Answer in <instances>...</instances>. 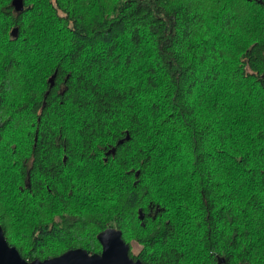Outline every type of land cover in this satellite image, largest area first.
Segmentation results:
<instances>
[{
	"label": "trees",
	"instance_id": "16d2710c",
	"mask_svg": "<svg viewBox=\"0 0 264 264\" xmlns=\"http://www.w3.org/2000/svg\"><path fill=\"white\" fill-rule=\"evenodd\" d=\"M22 1L0 0L8 244L99 253L114 227L142 264H264V0Z\"/></svg>",
	"mask_w": 264,
	"mask_h": 264
},
{
	"label": "water",
	"instance_id": "95a60500",
	"mask_svg": "<svg viewBox=\"0 0 264 264\" xmlns=\"http://www.w3.org/2000/svg\"><path fill=\"white\" fill-rule=\"evenodd\" d=\"M12 4L16 11L23 9L22 0H12ZM17 28L11 30V35L16 36ZM55 72L48 78L50 85H53V79ZM128 133L124 139L119 140L122 143L123 140H128ZM114 148L106 152V154H114ZM139 219H143L144 215L141 209L138 210ZM99 244L101 245V251L99 253H89L82 248L69 249L60 255L50 257L44 260L34 259L28 261L24 259L15 246L8 244L3 229L0 226V264H142L139 259H133L129 255V245L122 238V233L119 229L114 227H108L100 231L96 236ZM224 262L223 258L219 259L218 264Z\"/></svg>",
	"mask_w": 264,
	"mask_h": 264
},
{
	"label": "rangeland",
	"instance_id": "374dc122",
	"mask_svg": "<svg viewBox=\"0 0 264 264\" xmlns=\"http://www.w3.org/2000/svg\"><path fill=\"white\" fill-rule=\"evenodd\" d=\"M211 28H212V26H211ZM210 30L208 32H210ZM63 160H65V156L63 157ZM131 246H132V253L133 254H136L140 249V246L138 244H136V242H134V240L131 242Z\"/></svg>",
	"mask_w": 264,
	"mask_h": 264
},
{
	"label": "bare ground",
	"instance_id": "6f19581e",
	"mask_svg": "<svg viewBox=\"0 0 264 264\" xmlns=\"http://www.w3.org/2000/svg\"><path fill=\"white\" fill-rule=\"evenodd\" d=\"M129 245V244H128Z\"/></svg>",
	"mask_w": 264,
	"mask_h": 264
}]
</instances>
